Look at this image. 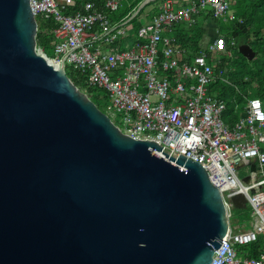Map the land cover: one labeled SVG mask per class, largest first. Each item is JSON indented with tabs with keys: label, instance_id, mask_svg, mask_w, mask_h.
<instances>
[{
	"label": "water",
	"instance_id": "95a60500",
	"mask_svg": "<svg viewBox=\"0 0 264 264\" xmlns=\"http://www.w3.org/2000/svg\"><path fill=\"white\" fill-rule=\"evenodd\" d=\"M36 18L0 0V264H211L229 223L207 171L123 134L38 52Z\"/></svg>",
	"mask_w": 264,
	"mask_h": 264
},
{
	"label": "built area",
	"instance_id": "2783aa9c",
	"mask_svg": "<svg viewBox=\"0 0 264 264\" xmlns=\"http://www.w3.org/2000/svg\"><path fill=\"white\" fill-rule=\"evenodd\" d=\"M233 1L163 0L157 13L146 15L141 3L119 21L113 16L129 0H107L101 8L88 1L70 14L65 12L74 0H30V6L34 16L58 24L50 55L39 45L38 52L58 67H73L90 86L106 92L117 122L111 120L123 134L163 145V154L175 152L207 171L220 190L229 223L211 264H264V242L251 248L264 238L263 103L245 98L231 115L226 101L210 91L218 80L230 84L226 72L218 75L215 66L221 56L232 59L236 46L218 28L208 50L196 56L166 35L174 25L196 23L202 13L236 21ZM127 38L132 39L126 44ZM239 195L245 202L238 208L249 206L251 219L237 221L234 228L233 198Z\"/></svg>",
	"mask_w": 264,
	"mask_h": 264
},
{
	"label": "trees",
	"instance_id": "16d2710c",
	"mask_svg": "<svg viewBox=\"0 0 264 264\" xmlns=\"http://www.w3.org/2000/svg\"><path fill=\"white\" fill-rule=\"evenodd\" d=\"M75 4L66 14L74 13L81 9V5L85 2L91 1L96 3L100 8L104 6L107 0H74ZM130 2L117 12L113 19L116 21L126 17L129 12L138 7L145 0L138 2ZM146 5L143 9L152 3ZM233 6L237 20L230 23H225L223 20H216L212 13H202L196 17V23H180L173 26L171 33L166 35L172 36L176 39L178 46L191 50L192 55L196 56L202 53V43L207 36L215 37V29L218 28L220 34L231 38L235 41L236 46L231 48L234 56L229 59L226 56H221L220 62L215 66V72L219 75L221 72L228 79L230 84H225L218 80L210 87V91L219 94L227 103L229 114H234L237 105L245 103V96L249 92L254 93V98L262 101L264 106V0H234ZM158 12V11H157ZM38 32L37 43L43 47L47 52L53 48L54 30L58 28V24L54 19H47L38 16ZM135 28L140 27L139 22L134 18ZM240 20L243 22L240 23ZM241 44H249L255 52L257 57L252 62H249L239 52ZM211 61V60H210ZM70 70L66 69V74L71 78L74 84L81 90L90 95L91 100L104 113L109 112L111 102L106 92L98 90L88 84V78L83 76L80 72L69 66ZM250 79V82H248ZM107 114V113H106ZM237 115H234V119ZM264 151V146H263ZM243 222L251 219V208H245ZM242 222V223H243ZM264 238L261 236L258 242L251 246V248L258 249L263 245Z\"/></svg>",
	"mask_w": 264,
	"mask_h": 264
},
{
	"label": "rangeland",
	"instance_id": "374dc122",
	"mask_svg": "<svg viewBox=\"0 0 264 264\" xmlns=\"http://www.w3.org/2000/svg\"><path fill=\"white\" fill-rule=\"evenodd\" d=\"M233 2H235V1H233ZM161 3H163V0H159L157 3H152L151 5H149V6H147L146 8H145V15L146 14H155V13H157V11H159V7L161 6ZM141 7V6H140ZM233 10H234V8H233ZM235 11V10H234ZM211 40H210V37L209 36H207L206 37V41L204 42V43H202V48H203V50H205V51H207L208 50V47H209V42H210ZM47 53L50 55V51L48 52L47 51ZM255 60V59H254ZM66 69L69 71L70 70V68H69V66H66ZM248 82H250V79H248ZM80 90V89H79ZM81 91V90H80ZM83 94H85L86 95V97H88L89 99H91L90 98V95L88 94V93H86V92H84V91H81ZM254 93L253 92H249V95L248 96H245V98H248V99H253L254 98ZM109 112H106L107 113V115H109L110 117H111V119L114 121V122H117V120H116V117L113 115L114 113H113V110H111V109H109L108 110ZM118 123H119V121H118ZM245 171L246 170H241V174L243 175L244 173H245ZM246 211L247 210H245V208H234L233 209V214H234V220L232 221V225H233V227L235 228L236 226H237V221H239L238 222V224H241L243 221V216H244V214L246 213ZM247 229H249V226L247 225V227H246Z\"/></svg>",
	"mask_w": 264,
	"mask_h": 264
},
{
	"label": "crops",
	"instance_id": "0c3cea01",
	"mask_svg": "<svg viewBox=\"0 0 264 264\" xmlns=\"http://www.w3.org/2000/svg\"><path fill=\"white\" fill-rule=\"evenodd\" d=\"M178 1H179V2H184L185 0H178ZM234 3H235V2H234ZM140 9H141V8H140ZM141 13L144 15L146 12H145V10L142 11V9H141ZM209 37H210V36H209ZM213 38H214V37H213ZM213 38L210 37V40H212ZM131 39H132V38H130V39H128V38L125 39V42H124V43H126V44H127V43H130L129 41H130ZM205 41H206V38L204 39L203 43H204ZM210 42H211V41H210ZM210 42H209V43H210ZM218 95H219V94H218ZM232 119H234V116H232ZM236 208H238V207H236Z\"/></svg>",
	"mask_w": 264,
	"mask_h": 264
},
{
	"label": "bare ground",
	"instance_id": "6f19581e",
	"mask_svg": "<svg viewBox=\"0 0 264 264\" xmlns=\"http://www.w3.org/2000/svg\"><path fill=\"white\" fill-rule=\"evenodd\" d=\"M49 63L54 67V68H59L58 64H56L54 61L48 59Z\"/></svg>",
	"mask_w": 264,
	"mask_h": 264
}]
</instances>
